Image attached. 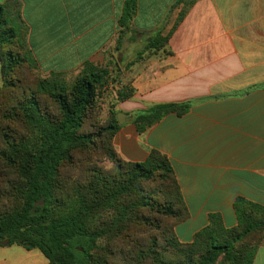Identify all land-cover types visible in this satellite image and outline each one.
Returning <instances> with one entry per match:
<instances>
[{
  "label": "trees",
  "instance_id": "obj_1",
  "mask_svg": "<svg viewBox=\"0 0 264 264\" xmlns=\"http://www.w3.org/2000/svg\"><path fill=\"white\" fill-rule=\"evenodd\" d=\"M15 6L0 5V248L37 250L49 264H253L264 238V206L244 198L234 203L237 226L227 228L212 214L190 243L179 240L175 227L187 211L168 158L152 151L144 162H128L114 147L121 128L115 105L132 98L131 83L118 89L104 122L99 116L109 65H86L70 82L51 73L36 89L14 77L26 62L40 70ZM137 8L138 0L125 1L118 42ZM171 34L151 39V49H163ZM17 45L28 53L14 51ZM189 108L156 104L133 114V122L144 133Z\"/></svg>",
  "mask_w": 264,
  "mask_h": 264
},
{
  "label": "crops",
  "instance_id": "obj_2",
  "mask_svg": "<svg viewBox=\"0 0 264 264\" xmlns=\"http://www.w3.org/2000/svg\"><path fill=\"white\" fill-rule=\"evenodd\" d=\"M125 1L0 5H17L44 76L73 77L89 64L123 71L134 94L116 101L125 118L114 147L128 162H144L152 151L168 158L187 211L175 227L181 242L190 243L212 214L233 228L238 198L264 206V0H192L191 6V0H138L132 26L118 42ZM171 32L163 49H151V39ZM166 103L190 108L139 133L133 114ZM34 251L0 248V264ZM253 264H264V238Z\"/></svg>",
  "mask_w": 264,
  "mask_h": 264
},
{
  "label": "rangeland",
  "instance_id": "obj_3",
  "mask_svg": "<svg viewBox=\"0 0 264 264\" xmlns=\"http://www.w3.org/2000/svg\"><path fill=\"white\" fill-rule=\"evenodd\" d=\"M17 5L14 7V10H17ZM14 51H18L21 55H26L28 53V47L25 45L23 47H20L17 45L14 47ZM112 70L111 78L107 84V86L101 91L100 101H99V116L101 117L102 121L104 122L108 115V109L112 103L116 102L117 98V92L118 89L123 84H130V81H125V75L123 71H120L116 69L114 66H110L109 68ZM16 76H14L17 79H20V81H23L27 83V86L33 87V89H36L35 84L39 81L40 78L45 77L40 70H37L36 68H33L28 62L22 64L21 66H18L16 69ZM114 71V72H113ZM15 75V74H14ZM75 76H65L64 80L67 82H70L74 79ZM122 80V81H121ZM4 84V78H3V72H2V62L0 60V88ZM115 93V95H114ZM43 101L47 102V105L52 108L53 105L46 100V97H41ZM104 167L109 169L112 165L108 162L101 163ZM36 251V252H35ZM36 256L32 255H26L25 252L16 253L10 256L9 263L8 264H44L47 260L46 258L41 254L40 251L35 250ZM2 260V256L0 254V261Z\"/></svg>",
  "mask_w": 264,
  "mask_h": 264
},
{
  "label": "water",
  "instance_id": "obj_4",
  "mask_svg": "<svg viewBox=\"0 0 264 264\" xmlns=\"http://www.w3.org/2000/svg\"><path fill=\"white\" fill-rule=\"evenodd\" d=\"M123 117L125 118V115H124L123 113H119V114L117 115L118 123H119L120 125L124 123V121H123V119H122Z\"/></svg>",
  "mask_w": 264,
  "mask_h": 264
}]
</instances>
